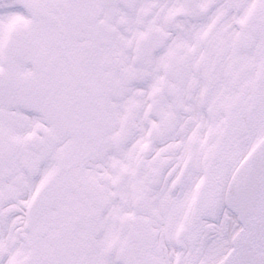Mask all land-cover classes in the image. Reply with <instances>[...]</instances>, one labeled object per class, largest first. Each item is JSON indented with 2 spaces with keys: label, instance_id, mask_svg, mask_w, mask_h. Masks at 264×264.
<instances>
[{
  "label": "snow or ice",
  "instance_id": "6c2138e0",
  "mask_svg": "<svg viewBox=\"0 0 264 264\" xmlns=\"http://www.w3.org/2000/svg\"><path fill=\"white\" fill-rule=\"evenodd\" d=\"M0 264H264V0H0Z\"/></svg>",
  "mask_w": 264,
  "mask_h": 264
}]
</instances>
